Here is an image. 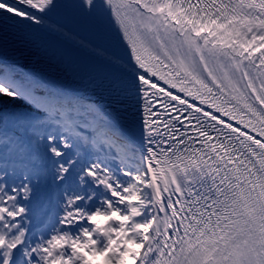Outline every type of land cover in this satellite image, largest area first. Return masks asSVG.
Returning a JSON list of instances; mask_svg holds the SVG:
<instances>
[{"label":"snow or ice","instance_id":"6c2138e0","mask_svg":"<svg viewBox=\"0 0 264 264\" xmlns=\"http://www.w3.org/2000/svg\"><path fill=\"white\" fill-rule=\"evenodd\" d=\"M0 264H264V0H0Z\"/></svg>","mask_w":264,"mask_h":264}]
</instances>
